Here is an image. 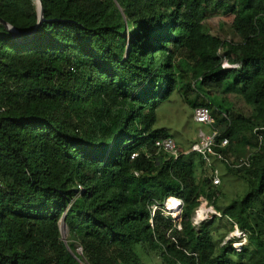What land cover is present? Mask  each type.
<instances>
[{
  "label": "trees",
  "instance_id": "1",
  "mask_svg": "<svg viewBox=\"0 0 264 264\" xmlns=\"http://www.w3.org/2000/svg\"><path fill=\"white\" fill-rule=\"evenodd\" d=\"M218 13L233 15L236 40L207 32ZM0 19V264H264V0H0ZM183 80L214 126L200 92L236 88L255 110L220 130L226 157L252 138L238 154L248 188L225 223L192 221L199 197L218 194L211 170L197 177L185 154L154 146L170 136L156 109ZM231 217L254 239L239 251L221 244Z\"/></svg>",
  "mask_w": 264,
  "mask_h": 264
},
{
  "label": "rangeland",
  "instance_id": "2",
  "mask_svg": "<svg viewBox=\"0 0 264 264\" xmlns=\"http://www.w3.org/2000/svg\"><path fill=\"white\" fill-rule=\"evenodd\" d=\"M232 18L233 15L230 13L213 14L204 20V25L207 32L215 34L221 37L223 40L229 41L231 40V38L233 40H236L237 37L234 38L235 35H232L230 29V22ZM225 62L226 61H223L224 65H226ZM183 82L185 84L181 85L179 94H175L171 99L161 103L157 107V121L155 124V127L165 129L166 132L175 140L181 150L188 149L190 143L197 137L199 130H202L204 132L210 131V126L196 123L192 119L193 108L190 105V100L195 97V92L194 88H192V81L189 84L187 80H183ZM199 97H204L212 110H214L215 115L219 118V124L217 126L215 125L219 130L226 127L224 118L228 120L236 116L250 117L255 114L253 106L247 104L244 101L240 90L236 88L226 86L222 90L218 91H209L208 93L200 92ZM244 139L245 140L242 144L235 143L234 145H232V153H230V155L227 157L229 161H238L240 159L238 158V154L242 157L243 151L248 147L247 143L252 141V138L248 139V136L246 134L244 136ZM236 148H238V150ZM185 156L187 158H190L194 162L195 175L197 177H202L206 174L205 171L201 168V158L197 154H185ZM215 166L218 170L220 183L217 186H213L211 190L213 192H217L218 194L216 195V198L213 199L214 203H210L204 197L199 198L200 204L194 211L192 217L193 224L196 227H198L200 222L203 220L209 221L212 216H222L221 223H225L227 221V218L222 215V208L228 205L233 199L242 198L248 188L246 181L241 177L244 174V171L246 169L245 167L247 166L241 167L239 173H233V171L229 172L224 162L215 161ZM216 206L219 208V211L215 209ZM169 208V210L164 208V214L171 216L175 225L179 227L180 207L178 208L176 205L175 208L170 206ZM258 208L259 205L255 204L252 208L253 212L251 210L246 211V213L249 215L248 219L251 224H253V221L251 220L253 216L258 219ZM233 220L234 219L231 217L230 222L233 223V229L227 233L221 244L231 243V246L234 248V250L239 251V249H241L242 247L251 244L254 239H252L250 242V234L248 231H242L244 232L245 237H237L239 236L238 234H241V230L236 227ZM235 228L237 229V231H235ZM60 232L61 236L65 239L66 227L62 223H60ZM78 252H80L79 249ZM152 259L153 261H151ZM146 263L159 264V260L155 257H151L150 259L149 257H147Z\"/></svg>",
  "mask_w": 264,
  "mask_h": 264
},
{
  "label": "built area",
  "instance_id": "3",
  "mask_svg": "<svg viewBox=\"0 0 264 264\" xmlns=\"http://www.w3.org/2000/svg\"><path fill=\"white\" fill-rule=\"evenodd\" d=\"M225 61V60H224ZM227 66L228 64L225 62ZM192 119L199 124H204L210 126V131L204 132L199 130V133L194 141L190 143V146L186 150H181L175 140L171 136H165L157 138L154 141V146L157 151H162L168 156L176 159L180 154H197L202 161L211 170V181L213 186H217L220 183V178L218 176V170L214 165L215 161L228 163L229 160L224 154V150L231 147V142L228 137L221 136V132L218 128L214 126V118L211 115L209 108L205 105L196 106L192 109ZM255 132V130H254ZM259 138L261 136L259 135ZM137 153H132L131 158H134ZM247 160H242L241 158L233 164L235 167L248 166ZM200 198V197H199ZM169 198L165 201L166 208ZM180 203L179 200L176 201ZM155 209V206H153ZM235 231L237 229L235 228ZM245 237L244 232L238 234Z\"/></svg>",
  "mask_w": 264,
  "mask_h": 264
},
{
  "label": "water",
  "instance_id": "4",
  "mask_svg": "<svg viewBox=\"0 0 264 264\" xmlns=\"http://www.w3.org/2000/svg\"><path fill=\"white\" fill-rule=\"evenodd\" d=\"M42 14H43V11H42V9H40V11H39V16H38V22H37V24H36V27L35 28H37L38 26H39V24H40V22L42 21ZM0 21L8 28V30H10L11 31V27H10V25L9 24H7L5 21H3L2 19H0ZM33 34V33H32ZM61 223L62 224H64V216L62 217V219H61ZM61 238L63 239V240H65L62 236H61Z\"/></svg>",
  "mask_w": 264,
  "mask_h": 264
},
{
  "label": "bare ground",
  "instance_id": "5",
  "mask_svg": "<svg viewBox=\"0 0 264 264\" xmlns=\"http://www.w3.org/2000/svg\"><path fill=\"white\" fill-rule=\"evenodd\" d=\"M170 200H169V202H168V207L170 206V207H174L175 208V206L177 205L176 203V199L175 198H169ZM171 202H172V205H171ZM173 203H175V204H173ZM170 209V208H169ZM198 211V210H197Z\"/></svg>",
  "mask_w": 264,
  "mask_h": 264
},
{
  "label": "clouds",
  "instance_id": "6",
  "mask_svg": "<svg viewBox=\"0 0 264 264\" xmlns=\"http://www.w3.org/2000/svg\"><path fill=\"white\" fill-rule=\"evenodd\" d=\"M168 198H175V197H173V196H169V197H167L165 200H164V202H163V206H164V208H166V205L164 204L165 203V201L168 199ZM176 200H179V199H177V198H175ZM180 201V200H179ZM180 205H181V202L180 203H177V207L179 208L180 207ZM167 209V208H166ZM167 210H169V207H168V209ZM179 210H180V208H179ZM238 237V236H237ZM244 239V238H243Z\"/></svg>",
  "mask_w": 264,
  "mask_h": 264
},
{
  "label": "crops",
  "instance_id": "7",
  "mask_svg": "<svg viewBox=\"0 0 264 264\" xmlns=\"http://www.w3.org/2000/svg\"><path fill=\"white\" fill-rule=\"evenodd\" d=\"M185 150H186V149H185ZM201 162H203L202 159H201ZM203 163H204V162H203ZM214 165H215V162H214ZM204 166L206 167L207 165H206L205 163H204V164H201V168H202V169H204ZM207 167H208V166H207ZM216 168H217V167H216Z\"/></svg>",
  "mask_w": 264,
  "mask_h": 264
}]
</instances>
